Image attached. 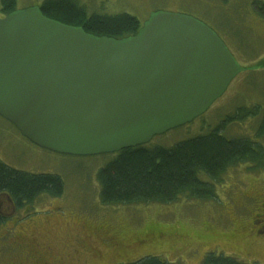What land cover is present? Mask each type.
I'll return each mask as SVG.
<instances>
[{"label": "rangeland", "instance_id": "374dc122", "mask_svg": "<svg viewBox=\"0 0 264 264\" xmlns=\"http://www.w3.org/2000/svg\"><path fill=\"white\" fill-rule=\"evenodd\" d=\"M41 1L17 0V8ZM80 1L89 12H128L142 24L152 11L168 10L193 15L211 27L235 28L239 39L226 34L227 40L246 69L204 113L155 135L148 144L172 146L221 127L227 137L246 136L264 146V135L257 130L264 111V17L254 9L253 0ZM111 155H73L43 148L0 115V161L28 172L56 173L64 180L60 195L42 193L19 208L6 194L0 195L2 210L8 214L0 223V264H35L15 242L19 235L34 237L38 243H33L44 246L40 261L44 264H124L146 255L202 264L213 252L247 264H264V240L256 238L253 224L261 211L260 200L264 201V167L230 166L215 184L212 198L107 203L101 198L97 174Z\"/></svg>", "mask_w": 264, "mask_h": 264}, {"label": "water", "instance_id": "95a60500", "mask_svg": "<svg viewBox=\"0 0 264 264\" xmlns=\"http://www.w3.org/2000/svg\"><path fill=\"white\" fill-rule=\"evenodd\" d=\"M245 69L187 13L152 11L122 38L50 18L38 5L0 17V115L59 153L146 144L204 113Z\"/></svg>", "mask_w": 264, "mask_h": 264}, {"label": "trees", "instance_id": "16d2710c", "mask_svg": "<svg viewBox=\"0 0 264 264\" xmlns=\"http://www.w3.org/2000/svg\"><path fill=\"white\" fill-rule=\"evenodd\" d=\"M254 9L264 17V0H253ZM39 8L48 17L81 26L97 36L122 38L134 35L142 26L133 14L89 12L80 0H42ZM17 8V0H0V15ZM224 20H217L216 22ZM227 23V22H226ZM223 23V25H227ZM230 48L227 35L238 31L212 26ZM235 31V33H234ZM227 34V35H226ZM238 34V35H237ZM231 50V49H230ZM264 65V64H263ZM250 113L258 115L256 110ZM239 115V114H238ZM237 115V116H238ZM221 127L177 142L172 146L141 144L112 153L97 177L101 198L107 203L173 202L216 196L215 184L222 174L238 163L264 167V146L249 137H227ZM264 135V111L257 126ZM64 180L56 173H33L0 161V194H7L16 206L33 202L40 194L60 195ZM5 218L0 214V223ZM124 264H182L159 256L146 255ZM202 264H247L233 256L209 253Z\"/></svg>", "mask_w": 264, "mask_h": 264}, {"label": "flooded vegetation", "instance_id": "af4514ba", "mask_svg": "<svg viewBox=\"0 0 264 264\" xmlns=\"http://www.w3.org/2000/svg\"><path fill=\"white\" fill-rule=\"evenodd\" d=\"M232 53H233V51H232ZM9 200H11L10 197H9ZM260 201H261V204H260V210L261 211L256 214V217H258V218L253 219V224H254V226L257 227L255 230L256 238H262L264 240V201H262V200H260ZM11 203L13 204L14 208L15 207L16 208L21 207V206H16L12 200H11ZM258 207L259 206H257V208ZM0 214L5 219L8 215V214L4 213V210H2L1 204H0ZM26 239L30 240V242L26 241ZM15 242L18 243V245H20L23 249L26 250L27 255L32 259V262H34L35 264H37V263L44 264L46 262V261L40 262L41 260H43V255H45L44 249H43L44 246H42L43 248L41 246H39V244H37L38 242L36 241V239L34 237H27L26 235H19V236H17V240H15ZM33 242H37V243H33Z\"/></svg>", "mask_w": 264, "mask_h": 264}]
</instances>
